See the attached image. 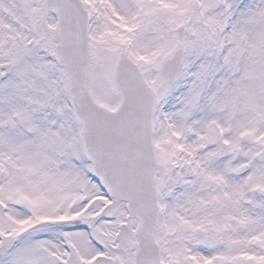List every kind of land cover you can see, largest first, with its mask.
<instances>
[{"label":"snow or ice","instance_id":"6c2138e0","mask_svg":"<svg viewBox=\"0 0 264 264\" xmlns=\"http://www.w3.org/2000/svg\"><path fill=\"white\" fill-rule=\"evenodd\" d=\"M0 264H264V0H0Z\"/></svg>","mask_w":264,"mask_h":264}]
</instances>
